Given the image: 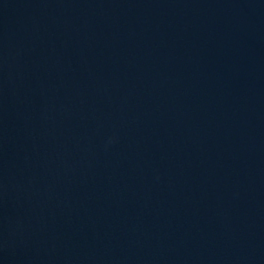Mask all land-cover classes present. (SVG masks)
<instances>
[{
  "label": "water",
  "instance_id": "1",
  "mask_svg": "<svg viewBox=\"0 0 264 264\" xmlns=\"http://www.w3.org/2000/svg\"><path fill=\"white\" fill-rule=\"evenodd\" d=\"M0 264H264V0H0Z\"/></svg>",
  "mask_w": 264,
  "mask_h": 264
}]
</instances>
